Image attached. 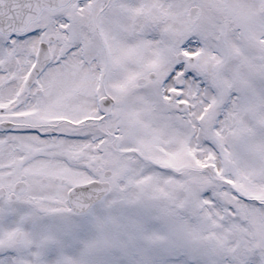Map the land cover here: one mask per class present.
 Instances as JSON below:
<instances>
[{
    "label": "snow or ice",
    "instance_id": "6c2138e0",
    "mask_svg": "<svg viewBox=\"0 0 264 264\" xmlns=\"http://www.w3.org/2000/svg\"><path fill=\"white\" fill-rule=\"evenodd\" d=\"M0 264H264V0H0Z\"/></svg>",
    "mask_w": 264,
    "mask_h": 264
}]
</instances>
